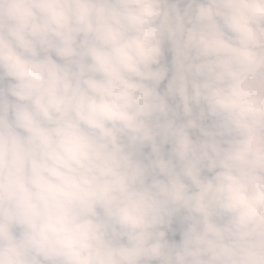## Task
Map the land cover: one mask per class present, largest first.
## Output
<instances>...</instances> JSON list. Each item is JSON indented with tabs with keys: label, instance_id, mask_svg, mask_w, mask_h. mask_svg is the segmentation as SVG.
Wrapping results in <instances>:
<instances>
[{
	"label": "clouds",
	"instance_id": "obj_1",
	"mask_svg": "<svg viewBox=\"0 0 264 264\" xmlns=\"http://www.w3.org/2000/svg\"><path fill=\"white\" fill-rule=\"evenodd\" d=\"M0 264H264V0H0Z\"/></svg>",
	"mask_w": 264,
	"mask_h": 264
},
{
	"label": "trees",
	"instance_id": "obj_2",
	"mask_svg": "<svg viewBox=\"0 0 264 264\" xmlns=\"http://www.w3.org/2000/svg\"><path fill=\"white\" fill-rule=\"evenodd\" d=\"M143 151L146 153L147 149L145 148ZM170 239L178 241L179 240V231H176L175 234L170 236Z\"/></svg>",
	"mask_w": 264,
	"mask_h": 264
}]
</instances>
